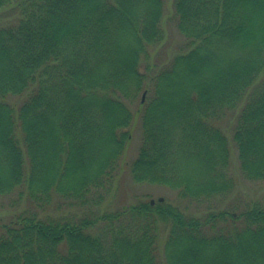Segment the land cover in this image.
Segmentation results:
<instances>
[{
    "label": "trees",
    "instance_id": "16d2710c",
    "mask_svg": "<svg viewBox=\"0 0 264 264\" xmlns=\"http://www.w3.org/2000/svg\"><path fill=\"white\" fill-rule=\"evenodd\" d=\"M165 2L0 0V198L22 204L0 224V264H264V202L107 207L123 168L177 199H222L231 144L242 175L264 178V0H172L186 43L157 63Z\"/></svg>",
    "mask_w": 264,
    "mask_h": 264
},
{
    "label": "rangeland",
    "instance_id": "374dc122",
    "mask_svg": "<svg viewBox=\"0 0 264 264\" xmlns=\"http://www.w3.org/2000/svg\"><path fill=\"white\" fill-rule=\"evenodd\" d=\"M172 0H166L164 6L163 24L165 29V37L163 42L151 48V57L153 61L157 63L167 60L172 57L175 53L184 47L186 40L183 35L176 28L175 22L172 19ZM0 12L1 22L10 21V10L2 9ZM13 100H19L14 96ZM142 94H140L133 102H130L129 108L134 114L132 124L129 128L130 137L126 145V150L123 158V164L131 162L136 154L140 144L141 130L138 114L136 111L142 106ZM143 101V100H142ZM235 114L228 113L219 125L222 130L230 137V128L232 129V122L234 120ZM233 144L230 147V165H229V175L233 180V186L227 194H225L222 199L215 198L212 202L204 203H193L188 200L177 199V194L175 190L169 189L165 186H151L148 183L135 182L126 168H123L119 179H117V185H115V193L109 199L107 203L108 208H115L124 204L132 203L138 197V199H149L155 201L160 197H166L170 201H175L182 206H185L187 212H192L195 214H206L210 210H215V208H227L229 210L238 211L242 207L251 204L254 201L264 202V178L256 181L246 179L240 169L238 160L236 159L237 153L236 149L233 148ZM125 162V163H124ZM56 201L62 203V198L57 196ZM154 203V202H153ZM24 204V203H23ZM22 204L19 201L12 202L9 195L0 198V224L3 221H8L13 215H15L19 207ZM65 209V208H62ZM70 209H72L70 205ZM164 241V236L161 235L159 245H162Z\"/></svg>",
    "mask_w": 264,
    "mask_h": 264
},
{
    "label": "water",
    "instance_id": "95a60500",
    "mask_svg": "<svg viewBox=\"0 0 264 264\" xmlns=\"http://www.w3.org/2000/svg\"><path fill=\"white\" fill-rule=\"evenodd\" d=\"M143 97H144V95H143ZM162 199H163L162 197H160V198H159V200H162ZM153 202H154V201H153V200H151V203H153Z\"/></svg>",
    "mask_w": 264,
    "mask_h": 264
}]
</instances>
